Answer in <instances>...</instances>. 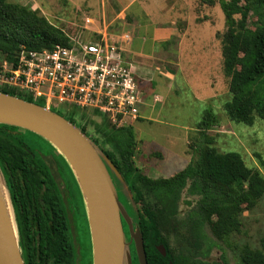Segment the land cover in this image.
Listing matches in <instances>:
<instances>
[{"label": "trees", "instance_id": "1", "mask_svg": "<svg viewBox=\"0 0 264 264\" xmlns=\"http://www.w3.org/2000/svg\"><path fill=\"white\" fill-rule=\"evenodd\" d=\"M218 3L226 17L227 30L217 38L221 41L223 71L231 97L224 110L233 122L253 126L256 119L264 121V0ZM209 4L213 6L215 1ZM255 9L258 17L253 29L248 20ZM70 43V36L39 10L13 0H0V62L16 66L23 47L29 52L52 51L56 45ZM0 92L45 106L43 100L8 86H1ZM52 110L79 125L88 136V128L78 124L75 117L90 118L94 142L114 163L129 188L148 264H228L224 258L222 262L208 260L215 245L205 229L208 227L218 242L229 244L242 231L243 214L254 210L264 198V175L248 167L239 153L217 150L209 135L219 125L212 106L205 109L198 124L200 136L194 148L197 158L172 177L159 179L148 177L136 165L139 139L133 126L117 127L97 111L92 115L100 121L88 117L83 110L72 109L69 114ZM23 133L41 140L44 151L35 153ZM51 155L58 164L59 176L52 165H47L52 164ZM0 167L10 193L25 264H79L72 218L81 228L82 256L84 264L88 263L91 241L86 212L81 196L76 197L69 167L62 156H56L55 148L36 134L0 125ZM185 192L188 198L198 200L182 216L179 207ZM260 243L258 249L235 244L239 264H264V238ZM160 244L167 249L166 257L156 249ZM133 255L138 264L135 251Z\"/></svg>", "mask_w": 264, "mask_h": 264}, {"label": "rangeland", "instance_id": "2", "mask_svg": "<svg viewBox=\"0 0 264 264\" xmlns=\"http://www.w3.org/2000/svg\"><path fill=\"white\" fill-rule=\"evenodd\" d=\"M13 1L24 4H32V1H36L39 7L37 10L53 25L63 29L71 39L77 40L81 38L83 41H90L91 38L85 35L86 33H84L85 30L83 29L85 18L84 6L77 7L80 5H74L72 0ZM209 1L211 0H182L176 7L178 17L175 19V27L178 34L185 31L188 26L190 27V32L198 30V33L204 36V41L202 44H197L198 47L203 48L210 45L211 39L214 45L216 44L214 71L210 78L212 87L205 81V73L203 71L193 73L192 78L189 79H186L181 73L176 74L173 83L157 74L155 94L161 96L162 101L157 102L152 111L148 107L149 111L141 114L143 119L139 118L133 126L139 139L138 153L135 159L136 165L152 179L170 178L174 174L184 170L197 158L194 148L200 136L198 124L202 120L205 109L210 106H212L219 117V125L209 132V135L214 139V146L217 150L221 153H239L248 167L258 169L264 175V121L256 119L253 126H246L230 120L224 110L225 103L231 97L229 82L223 71L221 41L217 38V34L222 35L226 32V17L218 3L219 0H214L215 4L213 6L209 4ZM186 3L189 5H186ZM257 17L258 10L255 9L248 20L249 26L253 29L255 28ZM121 30L122 28H119V31ZM114 31L111 29V32ZM124 33L129 35L126 43L131 44L133 40L131 32ZM135 34L136 40H134L136 43L138 42L137 39H141V35H137V32ZM215 35L216 40L214 39ZM174 39L176 40L175 37ZM123 58L125 59L126 57L124 56ZM3 62H0V68L4 70ZM170 68L174 72L178 70L173 65H170ZM166 84H169L168 88L160 87ZM145 87L141 92L142 97L145 95V89L149 91V88ZM196 94L201 95L200 98L203 99V102H198L197 99L200 98ZM141 108L145 109L144 106H141ZM87 114L93 120L100 121L99 118L92 115V112H87ZM76 122L88 128L92 139L96 137L90 128V118L84 119L78 116ZM26 141L35 153L44 151L43 142L33 135L28 134ZM63 175L65 178L67 177L66 174L63 173ZM75 188L78 195L76 197L79 198L80 194L76 185ZM70 191L73 192L72 187H70ZM120 194H122L121 191ZM197 200V197L188 198L185 192L180 202V214L185 216L196 206ZM188 201L191 202V205L187 204ZM70 216H72L71 212ZM72 226L75 244L80 245L77 235L81 234V228L78 227V223L76 225L73 222V218ZM205 233L209 241H212L215 245L208 256L210 262H222L224 258L228 264H239V251L234 245L238 244L242 246L248 244L253 249H258L260 248L261 240L264 238V198L254 210L246 211L243 214L242 231L233 236L229 244L218 242L212 236L208 227L205 229ZM171 243L174 245L175 239H172ZM88 251L89 259L88 263L85 264H92L91 244ZM84 262L85 259L81 258L80 264H84Z\"/></svg>", "mask_w": 264, "mask_h": 264}, {"label": "water", "instance_id": "3", "mask_svg": "<svg viewBox=\"0 0 264 264\" xmlns=\"http://www.w3.org/2000/svg\"><path fill=\"white\" fill-rule=\"evenodd\" d=\"M0 125L38 135L55 148L57 156L65 159L86 212L92 264H136L133 251L138 264H148L145 242L133 215L129 188L114 163L79 125L52 108L3 92H0ZM23 135L26 138L28 134ZM50 159L52 164L48 162L47 165H52L59 176L54 156L51 155ZM0 179L10 210L8 216L0 203V264H25L15 213L1 167ZM80 235H77L80 245L75 244L79 264L83 258ZM156 249L163 257L167 256L164 245L160 244Z\"/></svg>", "mask_w": 264, "mask_h": 264}, {"label": "built area", "instance_id": "4", "mask_svg": "<svg viewBox=\"0 0 264 264\" xmlns=\"http://www.w3.org/2000/svg\"><path fill=\"white\" fill-rule=\"evenodd\" d=\"M123 53L108 33L87 42L71 39L70 46L56 45L52 51L22 48L16 66L3 62L0 85L65 114L97 111L117 127L133 125L141 117L143 99Z\"/></svg>", "mask_w": 264, "mask_h": 264}, {"label": "crops", "instance_id": "5", "mask_svg": "<svg viewBox=\"0 0 264 264\" xmlns=\"http://www.w3.org/2000/svg\"><path fill=\"white\" fill-rule=\"evenodd\" d=\"M72 1L74 5H80L77 7H85L83 29L85 35L91 38L90 41L100 34L108 33L112 39L119 41L125 48H123V55L132 67L140 92L145 86L149 88V91L145 89V95L142 97L143 104L141 106H144L145 109L140 108L141 114L149 111L148 107L152 111L157 102L162 101V97L155 94L157 74L173 83L176 74L181 73L182 76L189 79L192 78L193 73L203 71L205 81L212 87L210 78L214 71L216 44L214 45L211 39L210 45L203 48L198 47L197 44H202L204 41V36L198 33V30L190 32L189 26L178 34L175 27V19L178 17L176 7L182 0ZM78 2L81 3L78 4ZM19 3L31 7L33 10L39 9L36 1H32V4ZM186 5L189 4L186 3ZM174 14H176L175 18ZM119 28L122 30L119 31ZM111 29L115 31L111 32ZM124 32H131L133 40H136L135 33L137 32V35H141V39H137L136 43L135 40H132L131 44H127L126 39L129 38V35ZM214 39L216 40V35ZM77 40L82 41L81 38ZM215 43L217 42L215 41ZM170 65L176 66L178 70L174 72ZM169 84L160 87L168 88ZM196 96L201 97L197 94ZM197 100L199 103L203 102L201 98ZM151 102L153 103L151 104ZM140 118L143 119L142 116Z\"/></svg>", "mask_w": 264, "mask_h": 264}, {"label": "bare ground", "instance_id": "6", "mask_svg": "<svg viewBox=\"0 0 264 264\" xmlns=\"http://www.w3.org/2000/svg\"><path fill=\"white\" fill-rule=\"evenodd\" d=\"M0 203L2 204V206L4 208H6V211L8 213V216L10 215V210H9V206H8V197L6 194V190L4 188V185L0 179Z\"/></svg>", "mask_w": 264, "mask_h": 264}, {"label": "flooded vegetation", "instance_id": "7", "mask_svg": "<svg viewBox=\"0 0 264 264\" xmlns=\"http://www.w3.org/2000/svg\"><path fill=\"white\" fill-rule=\"evenodd\" d=\"M68 203V202H67Z\"/></svg>", "mask_w": 264, "mask_h": 264}]
</instances>
